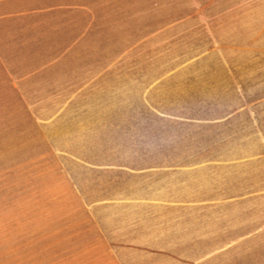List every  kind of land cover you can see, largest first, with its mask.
<instances>
[{
  "label": "crops",
  "instance_id": "crops-1",
  "mask_svg": "<svg viewBox=\"0 0 264 264\" xmlns=\"http://www.w3.org/2000/svg\"><path fill=\"white\" fill-rule=\"evenodd\" d=\"M90 1L0 0V171L19 182L58 177L59 50L42 34ZM129 1L167 34L163 73L131 91L162 151L104 174L91 228L49 264H264V0Z\"/></svg>",
  "mask_w": 264,
  "mask_h": 264
},
{
  "label": "rangeland",
  "instance_id": "rangeland-1",
  "mask_svg": "<svg viewBox=\"0 0 264 264\" xmlns=\"http://www.w3.org/2000/svg\"><path fill=\"white\" fill-rule=\"evenodd\" d=\"M87 3L85 9L75 10L76 16L60 17L56 34H42L44 42L51 36L57 40L59 50L58 177L52 178L51 189L49 168L41 181L40 172L19 182L9 175L17 168L0 171V264L57 262L67 250L63 248L91 228L84 223L88 214L83 200L100 199L103 175L136 167L145 163L138 159L146 153L162 151L156 137L162 134L146 128L145 109L137 111L142 121L132 119L131 91L163 73L168 55L161 41L167 34L159 31L163 18L128 16L134 9L129 0ZM45 163L28 162L27 172L44 169ZM55 200L59 207L53 216L58 220L45 225L51 214L44 207Z\"/></svg>",
  "mask_w": 264,
  "mask_h": 264
}]
</instances>
